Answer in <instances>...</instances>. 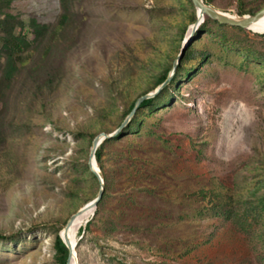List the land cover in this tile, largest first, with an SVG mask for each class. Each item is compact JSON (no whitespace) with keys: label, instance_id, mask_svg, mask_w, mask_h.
Masks as SVG:
<instances>
[{"label":"rangeland","instance_id":"obj_1","mask_svg":"<svg viewBox=\"0 0 264 264\" xmlns=\"http://www.w3.org/2000/svg\"><path fill=\"white\" fill-rule=\"evenodd\" d=\"M207 1L233 15L241 5L264 7V0ZM63 4L12 0L10 11L51 25ZM64 5L74 12L76 35L63 48L54 45L41 68H23L0 101V264H59L55 232L100 185L86 166L91 134L119 126L130 102L175 60L191 27L182 33L188 0ZM188 48L177 83L142 109L138 126L105 144L111 185L98 213L81 220L77 264H264V202L256 200L264 195V33L219 28L209 18ZM130 143L166 155L168 178L154 181L157 188L125 178ZM203 184L227 186L241 202L228 216L196 218ZM250 199L249 222L237 223ZM259 212L262 221L254 222Z\"/></svg>","mask_w":264,"mask_h":264},{"label":"trees","instance_id":"obj_2","mask_svg":"<svg viewBox=\"0 0 264 264\" xmlns=\"http://www.w3.org/2000/svg\"><path fill=\"white\" fill-rule=\"evenodd\" d=\"M188 1L191 5L192 13L190 16V22L184 25L182 33H185L187 28L189 29V27L197 17L196 10L193 7L191 0ZM11 2L12 0H0V101H2V99L4 98L5 91L7 90L9 85L13 82V80L17 78L18 74L23 68H41L42 62L48 58L53 46L57 45L59 46V48H63V45L65 43L74 38L79 27L77 23L74 24L73 10H70L69 8L67 9V7L64 5L65 2H68V0H62V3H64L63 11L58 17L57 21L51 25L37 21L35 17H31L29 18L28 22H25L20 16L13 14L10 11ZM204 2L209 4V1L207 0H204ZM246 13H254V11L252 9L245 8L242 5L237 8V14L243 15ZM207 21H209L208 17L205 18V21L198 27V29L194 33L193 40L194 38H197L198 32L202 31L203 24ZM70 22L72 26L69 25ZM213 22L219 28H226L229 26L231 28L236 27L231 25L228 26L227 24H221L216 20H213ZM236 28L238 30H242L241 27ZM190 53L191 48H187L184 56L181 58L179 64L177 65L175 73L169 84L165 86L154 97L143 100L127 126L114 138L103 140L102 143L97 147L95 151V159L104 181V191L95 208L96 214L100 210V207L111 185V180L109 178V175L107 174L103 162L105 144L120 139L124 135L125 131L131 130L135 125L138 126L140 124L141 119L139 117L142 109H145V107H149L148 109L154 108L158 103L157 100H159L170 87L177 83L179 76L182 75L181 70H183L184 60H186L187 55ZM171 66L172 64L164 67V69L158 75L157 83L153 85L149 90L144 91L141 95L152 91L159 84H161L167 77ZM120 83L121 82H117L116 86L119 87ZM137 98L133 99L130 102L129 106L125 109L123 119L130 112ZM122 120L120 121V123L122 122ZM95 135L96 134L94 133L91 134V138H93ZM140 146H144L141 149L140 154H135L130 150L132 148H138ZM124 150L125 151L123 152V155L128 157V165L125 166V178H130V181L134 184V186L136 181H140L141 185H139V187L141 188L139 189H155L157 187L155 186L154 181H156V183H163V181L168 178V176H166L165 174V171L161 168V160L166 155L162 154L160 149L152 148L149 145L145 146L139 143H130V146L126 147ZM143 150H147V153H144ZM86 166L88 167V172H90V174L94 176L91 170H89L88 164ZM161 191L163 192V195H171L175 191V186H172V189L170 190L163 188ZM195 193L198 197H201V201L198 200L196 205L197 214H194L196 218L203 217V215L206 214L228 216L226 214L229 213L230 210H232V208L237 203L236 199L239 197L238 192H235L231 188L222 184L216 185V187L203 184L197 187V191ZM254 199H250L246 202L247 206L244 208V215L239 216L240 213H236L237 223L247 224L249 222L248 216L249 214L252 215V209L254 208V206L251 204H254ZM256 200L260 203H262V201L264 202V195L256 196ZM87 201L88 200H86L83 205ZM238 201L241 202V200ZM260 214L261 213L259 212L253 215L252 220L254 222L262 221V217ZM88 224L89 222H87V225ZM250 226H252V224H250ZM63 230L56 231L53 240L54 255L59 264H66V259L68 256V249L59 235H62L61 232ZM259 240L264 245L263 234H259ZM69 261L68 264L70 263Z\"/></svg>","mask_w":264,"mask_h":264},{"label":"water","instance_id":"obj_3","mask_svg":"<svg viewBox=\"0 0 264 264\" xmlns=\"http://www.w3.org/2000/svg\"><path fill=\"white\" fill-rule=\"evenodd\" d=\"M191 2L193 4V7L195 9H198L199 12H198V15H197L195 21L192 23L193 26H192V30L190 32V36L188 38L184 37V39L181 43V47L179 49V52H178L175 60L172 62V66H171V69L169 70V72L167 74V77L155 89L139 96L135 100L132 109L125 116V118L122 120V122L119 124V126L116 129H114L111 132H100L97 135H95L94 138L92 139L91 147H90V151H89V156H88V166H89V169L91 170V172L96 176V178L99 181V184H100L99 189H98L96 196L91 198V200L89 201L88 204H85V206H83L82 208H78L74 213H72L70 215V217L66 221L64 229L67 230L69 228V226L73 223L75 218L88 205L90 207L96 208L97 203L102 196V193L104 191V181H103L102 175L100 173V169H99L97 162H96V159H95V151H96L97 147L102 143L103 140L114 138L116 135H118L127 126V124L130 122V120L134 116L137 108L139 107L140 103L143 100L154 97L165 86H167L169 84V82L171 81V79L175 73L177 65L179 64L181 58L184 56L186 49L188 48V46L193 41L194 33L196 32L198 27L204 22L205 17L207 16L213 20H216L217 22H219L221 24H227V25L247 29L252 23L257 21L262 16V14L264 13V7H262L261 9H259L258 11L254 12V13L243 14V15H233V14L224 12L222 10H219V9L215 8L214 6H212L211 4L205 3L204 0H191ZM59 235H60L61 239L63 240L65 246L68 249V256L66 259V264H68L69 257L71 254V250L69 248V243L67 240H65L64 237H62L61 234H59ZM75 253H76V251H75ZM75 255L77 256V253ZM76 264H77V257H76Z\"/></svg>","mask_w":264,"mask_h":264},{"label":"bare ground","instance_id":"obj_4","mask_svg":"<svg viewBox=\"0 0 264 264\" xmlns=\"http://www.w3.org/2000/svg\"><path fill=\"white\" fill-rule=\"evenodd\" d=\"M195 10H196V14L198 15L199 10L198 9H195ZM192 26L193 25H191L188 31V34L185 38H188L190 36ZM247 29L254 31V32H258V33H264V13L257 21L252 23ZM90 200H88L85 204H88ZM85 204L83 206H85ZM83 206H81L80 208H82ZM93 209L94 207H90L89 205L85 207L84 210L75 218V220L70 225V227L62 233V237H64L65 240L68 241L69 248L71 250L70 264H76L77 256L75 255L76 247H75L74 238L81 224V220L85 219V217H87Z\"/></svg>","mask_w":264,"mask_h":264}]
</instances>
